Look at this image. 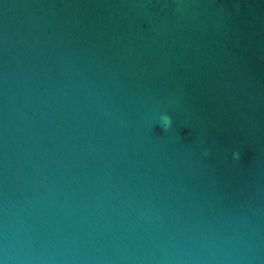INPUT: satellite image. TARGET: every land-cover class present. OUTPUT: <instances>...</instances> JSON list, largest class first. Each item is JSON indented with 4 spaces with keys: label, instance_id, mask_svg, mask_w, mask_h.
I'll use <instances>...</instances> for the list:
<instances>
[{
    "label": "water",
    "instance_id": "1",
    "mask_svg": "<svg viewBox=\"0 0 264 264\" xmlns=\"http://www.w3.org/2000/svg\"><path fill=\"white\" fill-rule=\"evenodd\" d=\"M0 264H264V0H0Z\"/></svg>",
    "mask_w": 264,
    "mask_h": 264
},
{
    "label": "clouds",
    "instance_id": "2",
    "mask_svg": "<svg viewBox=\"0 0 264 264\" xmlns=\"http://www.w3.org/2000/svg\"><path fill=\"white\" fill-rule=\"evenodd\" d=\"M163 121H164L165 130H166L167 127L170 126V124H171V118L168 116H165V117H163Z\"/></svg>",
    "mask_w": 264,
    "mask_h": 264
}]
</instances>
